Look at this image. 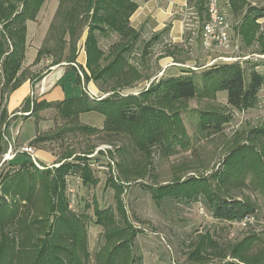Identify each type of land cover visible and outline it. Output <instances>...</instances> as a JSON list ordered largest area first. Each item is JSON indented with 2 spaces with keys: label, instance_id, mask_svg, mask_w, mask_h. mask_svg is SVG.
I'll list each match as a JSON object with an SVG mask.
<instances>
[{
  "label": "rangeland",
  "instance_id": "374dc122",
  "mask_svg": "<svg viewBox=\"0 0 264 264\" xmlns=\"http://www.w3.org/2000/svg\"><path fill=\"white\" fill-rule=\"evenodd\" d=\"M219 4L230 26L232 41L239 45L238 53H231V56L264 54V43L258 40L260 36H264V18L257 20L260 26L255 33L256 40L252 46L245 45L240 33V26L249 11L263 8L264 0H243L237 11L233 10L234 5L231 0H219ZM17 6L18 11L23 9L22 3H17ZM58 6L57 0H45L36 18L31 21L29 30H26L25 45L26 40L31 41L38 46V51L42 50V53L38 61L36 56L29 66L22 64L17 76L18 80L23 82L28 78L32 84L37 83L49 73V67L54 61L60 57L64 61L68 54L65 51L70 43L75 47L79 44L84 46L89 20L86 24L85 22L82 24L84 26L81 30L76 31L72 42L68 34L60 39L64 22L62 17L57 15ZM71 7L70 3L65 5L66 10H70ZM201 8H203L201 4L196 6L198 25L193 31H186L184 42L180 45L165 42L166 39L168 40L166 31L163 32V39L161 38L160 42H150L152 37L146 38L137 31L139 37L128 56V63L137 73L139 72L140 76L143 75L148 80L133 83L134 87L119 89L115 94L103 92L100 89V86L107 88L109 85L92 81L96 86L94 96L88 90V82L84 83L83 77H80L81 84H77L74 78L70 80L66 77L60 86L68 91H66L68 99L83 93L90 102L113 94L119 98L128 95L137 97L152 83L162 78L178 76L183 70L201 72L215 64L225 63L217 61L212 64L213 59L226 56L222 50L215 48L212 51H206L201 46V23L204 19ZM187 21L195 22L193 18ZM28 22L30 21L26 22V26ZM98 39H100L99 47L105 54L108 53L111 45L120 41L115 34L107 39L98 35ZM61 42L66 45L63 54L58 49ZM254 59L251 56L248 61L254 62ZM250 64L243 63L242 67L247 68ZM256 65H260L257 71L264 72L262 69L264 60H258ZM15 92L20 93V90ZM1 93L2 91H0V118L4 110L8 113L13 111V101L17 96L10 98L5 106L9 95L6 97V94ZM27 103L29 111L38 104L33 92L28 94V99L18 110V114L12 116L13 120L12 117H7L6 136L10 138L13 135L22 143L31 139L37 132L45 131L41 135L52 138L51 141L36 146L51 153L55 157L54 164L47 166L38 162L39 166L35 165V168L39 172L52 170L71 153L77 157L87 158L92 176L98 179V184L92 187H84L77 176L66 179L69 208L76 215L86 217L83 223L86 230L89 264H94L95 256L103 245L102 228L94 223V205L97 204L101 209L109 208L117 214L114 191L107 183L110 178L120 181L125 177L129 181L121 194V200L128 221L138 232L132 246L136 264H199L191 253L205 234L216 243L214 248L206 245V254H208L206 260L209 264H217L219 262L217 254L221 250L225 251L229 244L240 242L253 234L261 239L260 243L256 244H259V247L264 246V88L260 91L257 109L242 114L230 112L231 122L224 125L223 129L217 133L201 132L198 116L200 112L205 111L227 113L226 91L219 90L215 98L210 95H198L197 98L184 104L170 106L166 109V114L170 116L176 114L174 119L178 120L176 126L179 128L174 129L176 137L169 136L170 140L165 143V146H153L148 153L138 151L126 135L87 133L77 128L92 126V128L102 129L104 118L99 114H82L77 119H65L60 114L59 108L53 104L39 111L40 117L38 114L25 118L22 114L27 113L24 112L27 110ZM93 157L95 159H89ZM25 158L20 160L25 161ZM72 158L69 159L70 162H74ZM80 162L84 164V161ZM18 170L19 165L0 164L1 176L6 172L9 177L16 174L26 175L25 171L33 172L30 168H22L19 172ZM221 173L227 176V179H223L224 183L220 182L218 177ZM190 178L206 180L210 190L221 199L249 201L255 208V215L245 226H242L241 222L226 223L212 217L203 195L198 197L197 202L166 198L156 203L147 189L148 186L158 188L177 181H187ZM1 190L0 185V197ZM7 198H10L9 195ZM39 205H43V201H39Z\"/></svg>",
  "mask_w": 264,
  "mask_h": 264
},
{
  "label": "trees",
  "instance_id": "16d2710c",
  "mask_svg": "<svg viewBox=\"0 0 264 264\" xmlns=\"http://www.w3.org/2000/svg\"><path fill=\"white\" fill-rule=\"evenodd\" d=\"M57 1L59 2L57 15L61 16L64 22L60 39L68 34L72 42L76 31L81 30L84 26L82 24L84 22L86 24L89 20L88 34L84 43L85 69L78 67L84 83L93 81L109 85L107 88L100 86V89L115 94L119 89L134 87L133 83L148 80L145 76H140L139 72L137 73L128 63V56L139 37V32L130 26L129 20L137 10L138 2L147 0ZM44 2L45 0L0 1V91L2 95L6 94V97L22 84L17 76L25 58L26 22L36 18ZM231 2L234 5L233 10L237 11L243 0H231ZM17 3H22V10L18 11ZM67 3L72 4L70 10L65 8ZM201 9L203 11V8ZM263 18L264 7L250 10L243 20L240 33L246 46H252L256 40L255 33L260 26L257 20ZM97 34L103 39L115 34L120 41L111 45L108 53L105 54L99 47L100 39ZM157 38L153 37L150 42L156 41ZM258 40L264 43V36H260ZM65 47L63 42L59 44L58 49L61 54ZM68 50L64 61L60 57L53 62V65L61 62L76 64L75 45L70 43ZM41 53L42 50H39L37 61ZM248 62L251 63L250 66L243 68V63ZM243 63L215 64L201 72L183 70L178 76L162 78L152 83L137 97L128 95L119 98L113 94L90 102L83 93L81 97L67 99L55 105L65 119H77L84 113L99 114L104 118L102 129L88 126L77 128L87 133L126 135L138 151L148 153L151 147L165 146L170 137H176L174 129H179L176 126L178 120L174 119L176 114L172 116L166 114V109L170 106L184 104L197 98L198 95H210L215 98L219 90L226 91L227 113L214 111L199 113L200 131L210 133L220 132L224 125L231 122L230 112L242 114L257 109L259 94L264 85V75L257 71L255 62ZM73 69L77 70L75 66ZM76 81L81 84L79 74ZM51 105L53 104L40 102L29 111L27 103V110L24 112H29L28 116H30L35 111ZM2 113L0 141L8 117L6 110ZM51 140L52 138L47 136L38 135L33 144L40 145ZM21 155L22 158L26 157L25 161L16 160L15 157L2 165H19L18 172L22 168H30L33 172L25 171L26 175L16 174L12 177H9L8 172L1 176L0 172L2 186L0 264H89L86 230L83 223L86 217L76 215L69 208L66 180L68 177L72 179L77 176L84 187L98 184V179L92 176L87 158L70 153L59 162L58 167L39 172L26 155ZM71 158L74 162H70ZM80 161H84V164ZM218 177L222 183H224L223 179H227L222 173ZM107 183L114 191L117 214L109 208L101 209L97 204L93 207L94 223L102 228L103 240L94 264H136L132 246L138 232L128 221L121 200V194L129 181L125 177L120 181L110 178ZM147 189L156 203L166 198L197 202L198 197L203 195L212 217L226 223H240L245 218L255 215V208L249 201L221 199L210 190L206 180L190 178L187 181H177L158 188L148 186ZM39 201H43V205L38 206ZM260 240L253 234L240 242L229 244L225 251L221 250L217 254L219 261L217 264H264V246L259 247V244H256L260 243ZM206 245L216 247V243L207 234L201 237L196 249L191 253L199 264H209L206 260L208 258ZM226 258L231 260L226 261Z\"/></svg>",
  "mask_w": 264,
  "mask_h": 264
},
{
  "label": "crops",
  "instance_id": "0c3cea01",
  "mask_svg": "<svg viewBox=\"0 0 264 264\" xmlns=\"http://www.w3.org/2000/svg\"><path fill=\"white\" fill-rule=\"evenodd\" d=\"M170 4L168 0H147V1H139L138 8L130 17V26L140 31L141 34L146 37H158L157 42H160L161 38L163 39V32L166 31L168 35V40L165 42L172 45H180L184 42L186 31H193L194 29H186L185 27V17L186 11L179 3ZM195 12L198 13L196 9ZM261 20V19H258ZM32 22H28L26 26V30H29V25ZM25 58L24 65L29 66L35 60L38 53V46H35L31 43V41L26 40L25 45ZM76 59H75V67L78 70V67L85 69L86 64V54L84 51V46L82 47L80 44L76 45ZM68 48L65 52H68ZM72 66V67H71ZM73 64L69 65L66 62H61L57 65H52L49 67V73L40 79L37 83L31 82L30 79L26 78L19 88L16 90H20L19 92L13 91L9 94L7 98L6 105L8 104L10 98H14L12 105V112L8 113V117H12L14 114L18 112L22 108L24 102L28 99V94L33 92L35 95V100L37 103L45 102L48 104H56L58 102H63L68 99L67 90L64 87H61V83L68 77L70 80H77V70L73 69ZM264 69V68H262ZM79 71V70H78ZM80 72V71H79ZM264 75V72H261ZM78 84V83H77ZM88 90L95 96L96 94V86L92 81L87 83ZM33 90V91H32ZM67 91V92H66ZM16 93V94H15ZM32 94V93H31ZM104 94V93H102ZM72 96V95H71ZM74 95V98L81 97ZM73 98V97H71ZM17 108V109H16ZM46 109V108H44ZM43 110V109H41ZM39 110V111H41ZM39 111H35L30 116H25V118H31L33 116L38 115ZM18 114V113H17ZM41 114V113H40ZM40 114L38 115L40 117ZM84 114H94L84 113ZM80 114L78 117H80ZM42 116V115H41ZM15 117V116H14ZM16 117H19L16 115ZM14 118L12 117V120ZM11 121V120H10ZM9 122V121H8ZM92 127V126H91ZM7 124L4 126L2 130V141H0V160L2 156L6 153L8 145H12L14 147H22V146H31L34 150V155L37 161L43 165H52L54 164L55 157L42 148L37 147L36 144H33L34 140L38 135L45 131L37 132L31 139L26 142H19L15 136H11L8 138L6 136ZM48 130V129H47ZM46 130V131H47ZM22 155L19 154L16 156V160H20Z\"/></svg>",
  "mask_w": 264,
  "mask_h": 264
},
{
  "label": "built area",
  "instance_id": "2783aa9c",
  "mask_svg": "<svg viewBox=\"0 0 264 264\" xmlns=\"http://www.w3.org/2000/svg\"><path fill=\"white\" fill-rule=\"evenodd\" d=\"M170 4L175 5L179 3L182 8L186 11L185 17V27L186 29H194L196 25H198V13L195 12L196 6L201 4L203 6L204 19L201 23V46L206 51H212L215 48H219L223 51L226 56L219 57L212 60V64L217 61H222L225 63L231 62H240L243 63L248 61L252 56L254 62L256 63L258 60H264V54H252L246 55L243 57L240 56H231V53H238V43L232 41L230 36V26L226 20L225 15L222 13L220 9L219 0H168ZM189 18H193L195 20L194 23H189L187 20ZM237 51V52H236ZM258 59V60H257ZM257 70L260 69V65L255 67ZM80 77H82L81 72H79ZM264 85L262 86V89ZM30 113H23V116H28ZM23 154L26 155L31 162L38 165V161L34 155V150L31 146H22V147H14L12 145H8L6 153L2 156L0 160V164L4 162L12 161L17 155ZM252 217L245 218L241 224L245 226Z\"/></svg>",
  "mask_w": 264,
  "mask_h": 264
}]
</instances>
